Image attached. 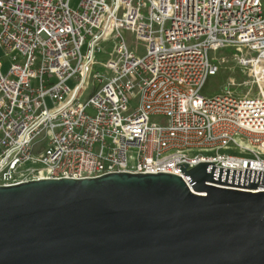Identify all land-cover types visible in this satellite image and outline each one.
Instances as JSON below:
<instances>
[{"label":"built area","instance_id":"1","mask_svg":"<svg viewBox=\"0 0 264 264\" xmlns=\"http://www.w3.org/2000/svg\"><path fill=\"white\" fill-rule=\"evenodd\" d=\"M0 49V187L112 173L186 182L175 167L201 163L264 173L262 0H0ZM225 49L248 90L230 80L206 97L211 53ZM207 185L264 192V179Z\"/></svg>","mask_w":264,"mask_h":264},{"label":"water","instance_id":"2","mask_svg":"<svg viewBox=\"0 0 264 264\" xmlns=\"http://www.w3.org/2000/svg\"><path fill=\"white\" fill-rule=\"evenodd\" d=\"M0 187V264H264V173L201 163Z\"/></svg>","mask_w":264,"mask_h":264},{"label":"rangeland","instance_id":"3","mask_svg":"<svg viewBox=\"0 0 264 264\" xmlns=\"http://www.w3.org/2000/svg\"><path fill=\"white\" fill-rule=\"evenodd\" d=\"M79 0H70V6L72 8H75ZM262 8H263V15H264V0H262ZM127 43L129 46L134 47L135 41L132 38V36L124 32L123 33ZM139 48V43H138ZM111 50V45H105L104 51L105 53L99 54L96 56V59L100 62H104L106 58L108 57V52ZM234 50L232 49H225L221 50L217 53H211V56L214 57L213 63L218 64V60L220 62V70L218 74L215 77H212L208 79L202 94L206 97H210L222 89V87L230 80H233L236 85H238L235 88V92H241L245 93L248 90L247 84V69L242 68L239 66L236 62L232 60V54H234ZM0 64L2 65V73H5L10 65V59L8 57L4 56V52L0 49ZM100 71L103 70L99 67L94 68V71ZM263 78V77H262ZM261 81V80H259ZM75 84V81L70 80L67 85L69 87H73ZM262 85V83H261ZM264 85V84H263ZM250 93L255 94L257 92V88L255 86H251Z\"/></svg>","mask_w":264,"mask_h":264}]
</instances>
